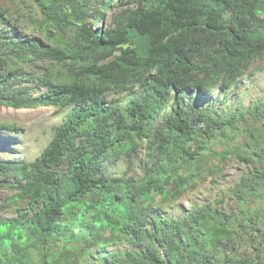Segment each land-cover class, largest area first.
Listing matches in <instances>:
<instances>
[{
    "label": "trees",
    "instance_id": "trees-1",
    "mask_svg": "<svg viewBox=\"0 0 264 264\" xmlns=\"http://www.w3.org/2000/svg\"><path fill=\"white\" fill-rule=\"evenodd\" d=\"M257 60L264 0H0V106L65 112L34 160L0 159V264H264V100L188 99ZM145 144L142 179L107 176ZM231 158L238 181L180 204Z\"/></svg>",
    "mask_w": 264,
    "mask_h": 264
},
{
    "label": "rangeland",
    "instance_id": "rangeland-1",
    "mask_svg": "<svg viewBox=\"0 0 264 264\" xmlns=\"http://www.w3.org/2000/svg\"><path fill=\"white\" fill-rule=\"evenodd\" d=\"M108 23L109 19L104 22L103 27L105 28ZM97 28L100 29L101 26ZM224 94L228 95L227 99ZM224 94L218 97L217 90L199 100H196L195 96H191L188 99L193 102L215 105L216 109L224 107L234 108L237 105L247 107L258 99L264 100V61H255L244 78V82ZM116 97L110 95L109 99H114L115 101L113 102L119 106H124L131 99L129 94ZM170 105L171 103L167 106L166 111L170 110ZM64 115L65 112L58 113L53 107L13 109L0 106V122L15 124L21 129L17 132L0 129V159L11 162H30L34 160L50 141L52 127L62 124ZM212 142L215 146L221 147L229 141L228 138L217 136ZM147 148V144L141 146L132 158L121 157L118 161H108L106 166L107 176L110 178H123L128 174V177L134 176L137 179H142L146 170H148L147 163L150 160ZM244 168L245 166L240 161L231 158L223 178L219 179L215 184H212L210 178H208L204 182L200 181L198 184H195L193 188H188L180 204L189 210L193 205L209 202L219 194L224 186L238 181ZM8 194L7 190H0V202ZM175 212L177 215L182 214L180 210ZM0 215L10 217V214L5 213L1 208ZM126 248H129L126 244L114 247V249L120 250ZM110 249L112 250V248Z\"/></svg>",
    "mask_w": 264,
    "mask_h": 264
}]
</instances>
